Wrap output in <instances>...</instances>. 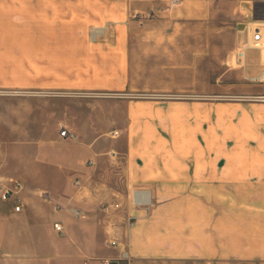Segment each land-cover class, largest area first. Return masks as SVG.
I'll use <instances>...</instances> for the list:
<instances>
[{"label":"crops","instance_id":"0c3cea01","mask_svg":"<svg viewBox=\"0 0 264 264\" xmlns=\"http://www.w3.org/2000/svg\"><path fill=\"white\" fill-rule=\"evenodd\" d=\"M254 1L264 0H226V62L231 67L241 68L234 51L243 40L232 19L236 9L246 15ZM74 7L80 9L78 21L56 22L61 9L69 15ZM10 11L8 1L0 0L3 22ZM214 14L213 0H31V60L63 65L59 75L54 66L41 75L32 73L29 85L0 75V141L58 138L67 145L53 156L58 171L51 183L38 180L31 169L0 171V179L13 177L23 185L21 211L0 200L10 211L0 212V264H103L104 258L116 257L118 250L108 239L125 213L100 208L116 199L136 216L125 237L129 258L121 264H199L184 258L190 247L166 240L178 234L172 230L178 215L162 212L161 199L169 190L209 187L220 178L226 180V264H264V102L226 99V175L216 178L214 132L209 122L204 124L213 103L161 96L188 86L199 92L192 86L199 77V46L210 51L214 45ZM91 24H99L92 36ZM56 29L74 31L81 48L73 56L65 48L70 39ZM56 46L63 49L56 51ZM24 103L31 105L36 126L30 138L23 129ZM50 116L75 137H61L59 130L44 134L39 125ZM28 189L45 204L34 198L32 221L18 224ZM134 189L150 191L148 210L128 208ZM41 213L43 226L33 221ZM55 221L61 222L62 233L53 228ZM160 226L159 240L152 241L153 228Z\"/></svg>","mask_w":264,"mask_h":264},{"label":"rangeland","instance_id":"374dc122","mask_svg":"<svg viewBox=\"0 0 264 264\" xmlns=\"http://www.w3.org/2000/svg\"><path fill=\"white\" fill-rule=\"evenodd\" d=\"M9 7H13V11L7 12L5 22L0 14V75L6 76L9 80L20 85H29L30 77L35 73L41 75L43 71L47 73L54 66L55 74L59 75L62 68V61L36 62L32 61L31 46L32 30L30 28V2L31 0H7ZM59 1V0H58ZM77 1V0H72ZM214 3V22H215V40L211 50H207L206 45L199 46V77L192 86L198 88V93L186 90L163 92L167 100L173 101H209L213 103V108L209 109V120H205L206 126L209 122L214 132V164L216 167V178L225 176L222 174L223 167L226 166V99H245L242 96L250 93L264 92V85H251L246 83L242 78L241 69L237 64L231 67L227 64L228 54L226 55V0H213ZM59 10V9H58ZM67 11V9H64ZM80 11L79 8H70L69 15L62 13L56 14V22L78 21L76 15ZM84 11V10H83ZM236 17L232 19L231 25L236 27L239 32V41L244 38L243 15L237 9ZM62 17L61 19H59ZM151 18L152 14L145 16ZM239 23V24H238ZM99 24H91L88 33L97 28ZM240 27V28H239ZM92 30V31H91ZM103 29L101 30V33ZM56 33L65 34L71 41L70 47L67 48L71 55L77 53L81 48L72 36L73 30H57ZM79 33H81L79 31ZM100 34V33H99ZM70 35V37H68ZM92 36V34H91ZM90 38V35H89ZM88 39V38H87ZM94 39V38H91ZM91 39H89L91 41ZM88 40V41H89ZM107 50V47H104ZM62 46H56L57 50H62ZM105 50V51H106ZM229 59V58H228ZM71 62L70 64H74ZM246 68L248 71H255L258 68L256 60L247 61ZM28 77V78H27ZM24 80V81H23ZM179 80V79H178ZM22 81V82H21ZM184 82V81H183ZM170 84V82H165ZM186 84V83H184ZM189 85V82L187 83ZM171 85V84H170ZM208 90V93H204ZM125 95L128 91H122ZM96 95L105 94V91L95 92ZM161 93V92H160ZM166 93V94H164ZM145 96H153L156 93H145ZM152 94V95H151ZM124 95V94H123ZM160 95V94H159ZM29 97V96H27ZM207 98V99H206ZM247 100V99H246ZM250 100V99H248ZM255 101V100H251ZM1 105V104H0ZM30 104L24 103L21 108L23 111V129L27 130L25 137H34L36 126L32 125L30 118ZM204 112H207L206 110ZM60 121L53 117H46L39 125L44 134H57L60 131ZM58 139V138H57ZM55 139L51 141H0V171H17L23 170L35 173L38 180L45 183H51L56 178L58 171L54 162V155L62 154L65 146L64 142ZM205 144V143H203ZM108 149V148H107ZM107 149L104 152L110 153ZM50 158L48 159V157ZM42 157V158H41ZM47 159V160H46ZM113 166V165H112ZM117 166V165H116ZM115 175L118 176V173ZM28 205L25 212L16 216L18 224H26L32 221V201L37 198L44 205L45 202L39 195H34L31 190L25 192ZM162 203L164 213H176V227L172 230L178 232L176 237H168L166 240L180 241L185 247H190L191 251L184 253L185 259L197 260L199 264H226V180L216 179L214 185L202 187L199 185L197 189L193 188H176L166 192ZM0 212H10L9 205L0 202ZM34 222H38L39 226L46 224L44 214H35ZM27 220V221H26ZM26 221V222H25ZM50 221V220H49ZM167 225L173 223H166ZM161 225H164L162 222ZM163 228H153L151 234L152 241H158L160 230ZM209 231V237H203L202 231ZM190 234L192 237L186 238ZM195 240L196 246L190 245L188 242ZM4 242L3 246H7Z\"/></svg>","mask_w":264,"mask_h":264},{"label":"built area","instance_id":"2783aa9c","mask_svg":"<svg viewBox=\"0 0 264 264\" xmlns=\"http://www.w3.org/2000/svg\"><path fill=\"white\" fill-rule=\"evenodd\" d=\"M244 38L234 51V57L242 68L243 80L251 85H264V1L252 2L248 13L243 21ZM92 31V30H91ZM98 34V33H97ZM96 35L93 36L95 38ZM254 53L253 57L248 54ZM256 60L258 68L255 71H248L246 68L247 61ZM245 99L264 102V92L250 93L242 96ZM59 135L61 137L74 138V133L70 132L65 126H61ZM75 184H79L78 179ZM23 185L20 180L7 177L0 179V200L10 201L13 210L18 212L23 207L21 191ZM151 204L150 191L147 189H134L129 198L128 208L149 209ZM100 208L104 212H123L120 224L114 225L108 239V245L118 250L117 256L113 258H104L103 264H121L128 260L129 254L126 248L125 237L128 231L135 225L136 216L126 210L122 201L116 199L109 203H101ZM78 214L77 211L74 213ZM53 228L58 232H63L61 222L55 221Z\"/></svg>","mask_w":264,"mask_h":264}]
</instances>
